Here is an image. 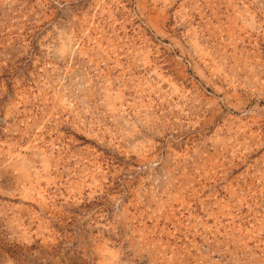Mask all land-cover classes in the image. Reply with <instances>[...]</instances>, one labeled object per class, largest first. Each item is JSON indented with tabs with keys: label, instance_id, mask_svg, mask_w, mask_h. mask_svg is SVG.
<instances>
[{
	"label": "rangeland",
	"instance_id": "rangeland-1",
	"mask_svg": "<svg viewBox=\"0 0 264 264\" xmlns=\"http://www.w3.org/2000/svg\"><path fill=\"white\" fill-rule=\"evenodd\" d=\"M0 264H264V0H0Z\"/></svg>",
	"mask_w": 264,
	"mask_h": 264
}]
</instances>
